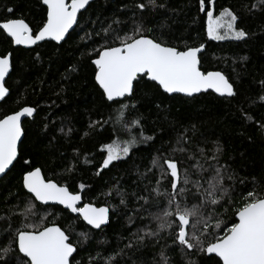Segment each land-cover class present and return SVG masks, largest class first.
Here are the masks:
<instances>
[{"label": "snow or ice", "instance_id": "1", "mask_svg": "<svg viewBox=\"0 0 264 264\" xmlns=\"http://www.w3.org/2000/svg\"><path fill=\"white\" fill-rule=\"evenodd\" d=\"M42 3L46 6V16L36 30L22 16L9 15L0 17V32L14 45L31 47L49 40L59 44L78 24V14L86 10L90 0H42ZM165 7V3L158 0H135L131 27L117 17L107 26L102 25L99 31L85 34L88 39L93 35L100 37L101 42L90 53L94 57L91 58L94 80L106 101L118 105L110 120L103 122L113 123L114 131L119 134L100 146L105 155L97 175L114 161L129 157L139 145L155 140L154 134H145L142 115L133 102L138 85L151 83L153 89L162 94H183L188 98L209 92L226 100L240 95L236 86L240 72L235 65L243 67L248 57L233 59L235 78L221 70L205 69L201 55L204 43L192 46L185 41L181 47L169 43L163 33L157 36L155 30L146 25V12ZM216 7L217 0H198V13L205 16L208 40L245 41L250 37L251 34L239 26L241 17L234 9L224 7L217 14ZM245 7L249 12L258 7L264 9V0ZM6 12L12 14L14 8L7 7ZM12 68V53L0 54V100L9 95L5 78ZM257 83L260 90L255 99L245 97L238 110L245 124L254 125L264 134V118L257 119L250 110L257 104L264 106V79ZM245 102L249 109H245ZM36 110L22 106L0 118V176L22 162L20 185L29 194L23 209L17 204L13 206L15 211L10 210L12 216L22 217L19 226L13 227L11 216L0 217L7 224L0 228V264H80L76 260L80 247L91 241V230L103 232L110 222V207L97 206L91 201L82 203L86 187L83 183L79 184L80 191H70L67 183L46 178L41 166L23 157L22 118L33 117ZM98 125L102 126V122H92L90 127ZM196 134L195 125L182 127L168 151L157 150L149 167L140 175L147 179L149 174L158 172L159 179L151 189L145 186L148 195L136 197L143 204L128 217L130 226H136L137 220L142 226L124 238L127 243L123 248L108 255L90 254L88 264H119L120 258L128 252L139 251L149 242L154 247L159 246L152 264H264V181L254 177L249 187L245 180H240L244 187L238 190L235 172L227 163L220 162L221 143L211 141L208 148L209 142L196 140ZM74 167L67 171H74ZM165 180L168 187L161 190ZM113 194L120 198L121 205L127 206L128 193L124 189L116 185L106 195ZM37 202L42 208L63 206L86 222L91 230L80 232L74 243L72 232L50 220L51 212L41 215ZM220 207L224 208L223 212L217 210ZM153 208L157 211H151ZM229 211L234 219L226 220ZM145 220L149 223H143ZM161 239L165 241L162 245ZM176 253L179 259L175 258Z\"/></svg>", "mask_w": 264, "mask_h": 264}, {"label": "trees", "instance_id": "2", "mask_svg": "<svg viewBox=\"0 0 264 264\" xmlns=\"http://www.w3.org/2000/svg\"><path fill=\"white\" fill-rule=\"evenodd\" d=\"M134 2L95 0L80 15L77 28L61 45L45 42L29 50L15 48L0 32V54L11 52L13 64L6 81L10 94L0 104V118L22 106L37 109L35 116L23 124L25 136L20 145L23 157L41 166L46 178L67 183L70 191H80L79 184L83 183L86 186L82 192L84 203L91 201L97 206L107 204L110 207V222L101 232L91 230L82 219L61 207L42 208L36 204L41 215L51 212L50 220L72 232L74 243L80 232L91 230V241L83 244L76 256L80 264H88L90 254L108 255L123 248L127 243L124 238L142 226L140 220L136 221V226H130L128 217L143 204L136 197L149 194L145 186L154 187L159 173L149 174L147 179L140 174L149 167L158 149L168 151L182 127L195 125V139L207 140L208 148H211V141L221 143L220 162L227 163L235 172L238 190L244 187L240 180H245L249 187L254 177L264 181V134L254 125L245 124L238 110L245 97L255 99L260 90L257 82L264 79V9L258 7L249 12L245 7L258 3V0H217V14L221 8L230 7L241 17L239 26L251 34L245 41L208 40L205 16L198 13V0H158L166 7L144 14L146 25L153 28L157 36L163 33L169 43L181 47L185 41L192 46L204 43L202 58L207 70H221L235 78L233 59L247 56L246 65H235L240 72L236 84L240 95L232 100L213 93L185 98L162 94L153 89L151 83L138 85L133 102L142 115L145 134H154L155 140L139 145L129 157L114 161L97 175L105 155L100 146L116 139L119 134L114 131L113 123L103 122L110 120L118 105L106 101L94 80V65L91 64L94 57L90 53L101 42L100 37L93 35L88 39L85 34L99 31L102 25L107 26L117 17L131 27ZM7 7L14 8V12L8 14ZM9 15L13 18L22 16L36 30L46 16V8L42 0H0V17ZM244 107L249 109L247 102ZM250 110L257 119L264 118V106L257 104ZM95 121H101L102 126L90 127ZM62 128L64 132L60 131ZM73 165L74 171H67ZM21 172L22 162L0 180V217L11 216L13 227L19 226L22 217L12 216L10 210L15 211L13 206L17 204L23 209L24 200L29 195L20 185ZM116 185L128 193L127 206L121 205L115 194L106 195ZM166 187L167 180L162 183L161 190ZM217 210L223 212L224 208ZM229 218L234 219L231 211L225 217L226 220ZM3 227L7 224L0 220V228ZM164 242L161 239L160 244ZM158 251L159 246L154 247L149 242L139 251L128 252L120 258L119 264H152ZM174 255L179 259L178 253Z\"/></svg>", "mask_w": 264, "mask_h": 264}, {"label": "water", "instance_id": "3", "mask_svg": "<svg viewBox=\"0 0 264 264\" xmlns=\"http://www.w3.org/2000/svg\"><path fill=\"white\" fill-rule=\"evenodd\" d=\"M95 2V0H90V3H89V5L88 6H86V10H81V13H79L78 14V21H79V17H80V15L81 14H83L84 12H86L87 11V9L90 7V5L92 4V3H94ZM44 7L46 8V6L44 5ZM78 25V24H77ZM77 25H74V28L72 29V30H70V32H69V35L77 28ZM68 35V36H69ZM67 36V37H68ZM67 37H66V39H67ZM10 39V38H9ZM65 39V40H66ZM45 42H53V43H55V44H57V42H55V41H42V42H39L37 45H33V46H31V47H26V46H23V45H14L13 44V46L15 47V48H23V49H26V50H29V49H32V48H34V47H36V46H38V45H41V44H43V43H45ZM64 41H62V42H60L59 44H57V45H61L62 43H63ZM205 52V50L202 52V54ZM201 54V55H202ZM12 73V70L10 71V73H9V76H10V74ZM9 76L8 77H6L5 78V80L7 81L8 80V78H9ZM209 93H211V92H209ZM9 94H10V91H9ZM202 94H207V93H202ZM202 94H198L197 96H200V95H202ZM213 94H215V93H213ZM174 95H176V96H182V97H185L183 94H172L171 96H174ZM216 96H218L217 94H215ZM9 96V95H8ZM8 96H6L3 100H0V104L8 97ZM188 98V97H187ZM221 98V97H220ZM35 114H36V112L34 113V115H33V117L35 116ZM33 117H26V118H22V120H23V124H24V122L26 121V120H29V119H31V118H33ZM23 139H24V137L22 138V141H23ZM5 175H3V176H0V180L4 177ZM38 204H39V202H37ZM82 203H84V200L82 201ZM55 206H58V207H61V208H63V206H61V205H55ZM65 210V209H64ZM66 211H68V210H66ZM69 212V211H68ZM72 214V213H71ZM72 215H75V216H77L76 214H72ZM84 222V221H83ZM85 224H86V222H84ZM109 224V223H108ZM107 224V225H108ZM106 225V226H107ZM87 226V225H86ZM106 226H104V227H106ZM89 228H90V226H88ZM95 231H99V230H95Z\"/></svg>", "mask_w": 264, "mask_h": 264}, {"label": "bare ground", "instance_id": "4", "mask_svg": "<svg viewBox=\"0 0 264 264\" xmlns=\"http://www.w3.org/2000/svg\"><path fill=\"white\" fill-rule=\"evenodd\" d=\"M44 6V5H43ZM185 98H187V97H185Z\"/></svg>", "mask_w": 264, "mask_h": 264}]
</instances>
